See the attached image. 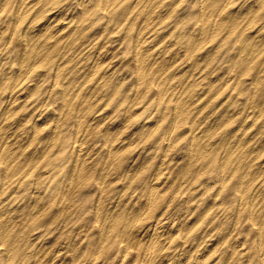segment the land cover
<instances>
[{"label": "rangeland", "instance_id": "374dc122", "mask_svg": "<svg viewBox=\"0 0 264 264\" xmlns=\"http://www.w3.org/2000/svg\"><path fill=\"white\" fill-rule=\"evenodd\" d=\"M208 9L0 0V264H257L264 22Z\"/></svg>", "mask_w": 264, "mask_h": 264}, {"label": "clouds", "instance_id": "9594fccd", "mask_svg": "<svg viewBox=\"0 0 264 264\" xmlns=\"http://www.w3.org/2000/svg\"><path fill=\"white\" fill-rule=\"evenodd\" d=\"M235 3V0H209V12L212 15L219 16L222 9H226L228 7H231ZM257 4L259 5V10L256 13V19L258 22H264V0H257ZM193 145H195V142H193ZM191 150V149H190ZM139 182V180H138ZM144 191L151 193L154 191L151 186H145ZM152 201L150 200V203ZM96 219H99V217H95ZM148 219H151V217H148ZM145 221L143 218H138L137 221H133L131 224L125 222V228L122 231H127L128 227H135L138 224H143ZM91 223V221H89ZM101 226H103V222H101ZM264 252V245H261L259 247V250L256 252V256L254 259L257 260V264H264V256H261L260 253ZM150 250L145 253L143 264H150Z\"/></svg>", "mask_w": 264, "mask_h": 264}, {"label": "bare ground", "instance_id": "6f19581e", "mask_svg": "<svg viewBox=\"0 0 264 264\" xmlns=\"http://www.w3.org/2000/svg\"><path fill=\"white\" fill-rule=\"evenodd\" d=\"M108 1V0H107ZM28 2V1H27ZM26 7V6H25ZM222 12V11H221ZM207 18V17H206ZM79 22V21H78ZM144 27V26H143ZM14 31V30H13ZM204 35V34H203ZM208 41V40H207ZM142 43V42H141ZM143 45V44H142ZM204 47V46H203ZM139 58V57H138ZM137 58V59H138ZM145 60V59H144ZM143 64V63H142ZM30 71V70H29ZM32 71V70H31ZM92 75V74H91ZM87 82V81H86ZM139 85V84H138ZM83 86V85H82ZM180 116V115H179ZM167 149V148H166ZM82 151V150H81ZM75 168V167H74ZM263 172V171H262ZM251 193V192H250ZM151 199V198H150ZM255 199V198H254ZM154 200V199H153ZM252 207V206H251ZM175 232V231H174ZM163 234H159L151 241L150 246L146 249V252L150 250V264H154L156 248L164 243ZM263 255V254H262ZM239 262V261H238ZM52 264V263H51Z\"/></svg>", "mask_w": 264, "mask_h": 264}]
</instances>
